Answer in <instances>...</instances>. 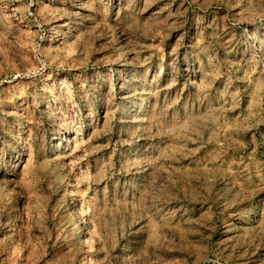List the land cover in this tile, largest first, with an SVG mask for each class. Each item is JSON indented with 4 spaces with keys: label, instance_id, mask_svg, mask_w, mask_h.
Masks as SVG:
<instances>
[{
    "label": "rangeland",
    "instance_id": "rangeland-1",
    "mask_svg": "<svg viewBox=\"0 0 264 264\" xmlns=\"http://www.w3.org/2000/svg\"><path fill=\"white\" fill-rule=\"evenodd\" d=\"M0 264H264V0H0Z\"/></svg>",
    "mask_w": 264,
    "mask_h": 264
},
{
    "label": "bare ground",
    "instance_id": "bare-ground-1",
    "mask_svg": "<svg viewBox=\"0 0 264 264\" xmlns=\"http://www.w3.org/2000/svg\"><path fill=\"white\" fill-rule=\"evenodd\" d=\"M86 227H87V230H88V231H90V229H89V227H88L87 223H86Z\"/></svg>",
    "mask_w": 264,
    "mask_h": 264
}]
</instances>
